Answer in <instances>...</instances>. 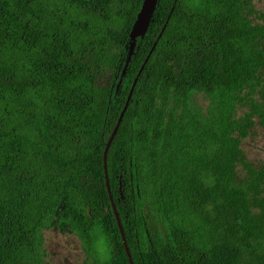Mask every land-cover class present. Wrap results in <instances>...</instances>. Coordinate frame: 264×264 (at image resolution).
Returning <instances> with one entry per match:
<instances>
[{"label": "trees", "instance_id": "1", "mask_svg": "<svg viewBox=\"0 0 264 264\" xmlns=\"http://www.w3.org/2000/svg\"><path fill=\"white\" fill-rule=\"evenodd\" d=\"M142 1L0 0V264L50 229L129 264L103 151L154 43L106 158L133 264H264V9L158 0L116 89Z\"/></svg>", "mask_w": 264, "mask_h": 264}, {"label": "rangeland", "instance_id": "2", "mask_svg": "<svg viewBox=\"0 0 264 264\" xmlns=\"http://www.w3.org/2000/svg\"><path fill=\"white\" fill-rule=\"evenodd\" d=\"M257 10L264 9V0H253ZM247 160L258 166L264 162V130L257 127L243 146ZM242 168V166H241ZM99 255L106 257L102 240L97 241ZM43 264H83L84 255L78 239L71 235H60L54 231L43 232Z\"/></svg>", "mask_w": 264, "mask_h": 264}, {"label": "water", "instance_id": "3", "mask_svg": "<svg viewBox=\"0 0 264 264\" xmlns=\"http://www.w3.org/2000/svg\"><path fill=\"white\" fill-rule=\"evenodd\" d=\"M157 2H158V0H143L142 1L140 10H139L138 14L136 15L135 21H134V23H133V25H132V27L130 29L129 43H128V47H127L128 53H127L125 64H124L125 68L129 64V62L131 60V57H132V55L134 53V49H135V46H136L137 39H143L144 36L146 35V32H147V30L149 28V25H150L151 21H152V17H153L154 11L156 9ZM155 45H156V43H154L152 49L150 50V52L148 53L146 59L144 60L143 64L141 65L136 78L133 81V84L131 86L129 94H128L127 98H126L124 108H123L122 112L120 113V116H119V118L117 120V124H116L115 128L113 129L109 140L106 142L105 148H104V151H103L104 184H105L106 192H107V195H108V200H109V203H110V207H111L112 213L114 215V218H115V221H116V224H117V227H118V231H119L120 238H121V243H122V246H123V249H124V252H125V255L127 257V260H128L129 264H133V262H132V259H131V256H130V252H129V249H128V246H127V243H126V240H125V237H124L123 228H122L118 213L116 211V207L114 205L112 194H111V191H110L109 180H108V175H107V168H106V158H107L108 149H109V147L111 145V142H112V140H113V138H114L119 126H120L122 117H123V115H124V113L126 111V108L128 106L129 100H130V98L132 96V93H133L134 87H135V85L137 83V80H138L142 70L144 69V66H145L146 62L148 61V59H149V57H150V55L152 53V50L154 49ZM124 71H125V69L122 70V74L123 75H124ZM119 84L120 83H118L116 89H118Z\"/></svg>", "mask_w": 264, "mask_h": 264}, {"label": "flooded vegetation", "instance_id": "4", "mask_svg": "<svg viewBox=\"0 0 264 264\" xmlns=\"http://www.w3.org/2000/svg\"><path fill=\"white\" fill-rule=\"evenodd\" d=\"M135 49H136V46H135ZM134 49V50H135ZM130 63V62H129ZM128 66V65H127ZM125 69V71H124V75L122 74V72H121V74H120V77H119V81H118V83H121V81H122V79H123V77L125 76V73H126V70H127V67L125 68V67H123V69L122 70H124ZM119 88V87H118ZM48 231H54V232H56V233H58V234H60V235H71V236H73V237H75V238H77L75 235H72V234H68V233H66V234H63V233H61L59 230H57V229H50V230H48ZM44 232V231H43ZM43 232H42V237H43ZM78 239V238H77ZM78 242L80 243V246H81V249H82V251H83V255H84V261H83V264H95L97 261H102V255H99V253H98V250H97V242H95L94 244L92 243V246H91V252L89 253V251L87 250V248L86 249H84V247H83V245L81 244V242H80V240L78 239ZM42 248H43V243H42ZM131 256V255H130ZM100 257V258H99ZM132 259V258H131ZM133 262V261H132Z\"/></svg>", "mask_w": 264, "mask_h": 264}]
</instances>
